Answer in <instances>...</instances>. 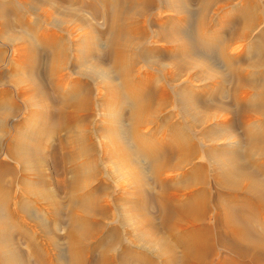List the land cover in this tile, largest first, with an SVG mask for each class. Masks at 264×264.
Returning a JSON list of instances; mask_svg holds the SVG:
<instances>
[{
  "label": "bare ground",
  "instance_id": "bare-ground-1",
  "mask_svg": "<svg viewBox=\"0 0 264 264\" xmlns=\"http://www.w3.org/2000/svg\"><path fill=\"white\" fill-rule=\"evenodd\" d=\"M0 264H264V0H0Z\"/></svg>",
  "mask_w": 264,
  "mask_h": 264
},
{
  "label": "rangeland",
  "instance_id": "rangeland-1",
  "mask_svg": "<svg viewBox=\"0 0 264 264\" xmlns=\"http://www.w3.org/2000/svg\"><path fill=\"white\" fill-rule=\"evenodd\" d=\"M21 9H22V7H20ZM26 8V9H25ZM24 9V10H23ZM22 9V12L23 13H28V11H29V8H27V7H24ZM44 12V13H43ZM43 12L42 11H40V19L41 20H43V22H45V26H46V23L48 24V23H51L52 21H53V17H57V14L55 15V13H54V11L53 10H49V9H45V10H43ZM51 12V13H50ZM42 13V14H41ZM48 14V15H47ZM52 14V15H51ZM51 16V18H50V16ZM42 17H47L46 18V21H45V19L44 18H42ZM31 22H34V19H31ZM76 24L77 23H74L73 25H71V27H75L76 26ZM158 45V44H157ZM156 45V46H157ZM159 46V45H158ZM161 46V45H160ZM159 46V47H160ZM11 49H13L12 47H15V46H9ZM8 53H6V56H9V54H11V52H9V48H8ZM69 59H71L72 58V52H70L69 51ZM253 56V54H250L249 56L247 55V56H245V54H243V58H245V59H247V58H251ZM74 61V60H73ZM70 63L71 64H68V67L69 68H71L73 65H74V63L75 62H71L70 61ZM70 65H71V67H70ZM17 71L19 72H21V68H19V70L17 69ZM66 71H68V69L66 70ZM65 71V72H66ZM198 85H199V83H197ZM201 84V83H200ZM25 84H23L22 86H24ZM91 85H92V87H93V89H94V91L97 93V91L98 90H101L100 92H102V94H104L105 93V87H104V84H102V83H94V82H91ZM99 86H101L100 88H99ZM103 86V87H102ZM227 89H232V86L231 85H228L227 87H226ZM197 90H199L198 92L200 93L201 92V90L200 89H197ZM94 92V93H95ZM95 93V94H96ZM225 103L227 102V99L224 101ZM170 110H172V108L171 107H168V108H166L165 110H164V117H167V116H169V115H173V114H178L177 113V111H174V110H172V111H170ZM173 111H174V113H173ZM172 113V114H171ZM179 117H174L173 118V120L174 121H178L179 119H178ZM17 120V119H16ZM172 120V121H173ZM12 121V119H10V122ZM108 121V120H107ZM173 121V122H174ZM151 128L149 129V126L144 130V132H150L151 130L153 131V130H155V128L151 125L150 126ZM164 132V131H163ZM159 131H157V133H156V135H158V136H161L163 133H160ZM109 139L111 140L112 138L111 137H109ZM109 140V141H110ZM56 141V140H55ZM55 141H53L52 142V144L53 145H55V144H57ZM130 154L131 153H129L128 155H126L127 157H126V160H127V158H129L130 157ZM119 160H115V161H113V162H111V163H107V164H104L102 167L103 168H105L104 170H103V172H102V174H101V176L103 177V179H104V181H106V179L104 178V177H109L110 178V180L111 181H109V178H107L108 179V185H111V184H113V183H115V184H113V185H111L110 186V191H109V196L111 197V198H113L115 195H116V193H120L121 191H120V189L122 190V184H123V182H127L126 180H124V179H122V178H120L121 176L118 174V170L120 169V167L122 166V164L125 162H123L122 163V161L120 162H118ZM120 163V164H119ZM120 165V166H119ZM40 167V166H39ZM33 168H31V170H28V174H30V173H33V170H32ZM41 169L42 170H44L43 171V173H44V175H45V177H60V176H58L56 173H55V170H54V167H53V165L50 163V162H48V163H46L45 165H43V167L41 166ZM100 176V177H101ZM112 177V178H111ZM176 177H179V176H176ZM114 179V180H113ZM177 179V178H176ZM179 179L180 178H178L176 181H177V183H180V181H179ZM179 181V182H178ZM110 182V183H109ZM119 182V183H118ZM117 183H118V185H117ZM113 186V187H112ZM115 186L118 188H116L115 189ZM114 191V192H113ZM117 191V192H116ZM116 192V193H115ZM224 252H222L221 254L222 255H224L223 254Z\"/></svg>",
  "mask_w": 264,
  "mask_h": 264
}]
</instances>
